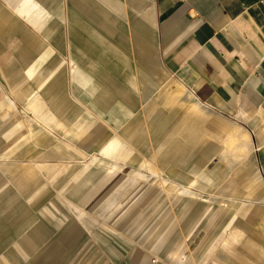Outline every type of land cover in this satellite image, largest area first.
I'll return each instance as SVG.
<instances>
[{"label": "crops", "instance_id": "obj_1", "mask_svg": "<svg viewBox=\"0 0 264 264\" xmlns=\"http://www.w3.org/2000/svg\"><path fill=\"white\" fill-rule=\"evenodd\" d=\"M57 114L65 115L70 133L55 139L44 130L13 153L37 128H58ZM201 114L209 117L202 127ZM185 122V134L206 128L224 145L238 144L244 133L253 141L240 143L252 150L240 159L248 173L228 175L237 156L217 158L212 168L186 165L195 153L181 157L168 143ZM84 130L91 137L81 146L98 153L81 171L72 165L55 176L54 162L5 161L9 154L27 160L45 147L62 148V140ZM118 133L161 165L185 162L172 175L180 182L175 192L182 214L197 206L212 214L214 227L219 224L222 214L203 202L217 199L190 186L214 183L222 172L229 186L244 188L213 191L245 192L248 198L225 199L233 212L228 227L254 203L264 207V0H0V264H111L109 255L135 264L130 241L88 212L98 202L88 195L78 199L79 192L92 191L87 181L102 163L120 166L115 176L129 164L153 167L138 151H126ZM127 154L130 162L122 164ZM57 190L72 199L68 208Z\"/></svg>", "mask_w": 264, "mask_h": 264}, {"label": "rangeland", "instance_id": "obj_2", "mask_svg": "<svg viewBox=\"0 0 264 264\" xmlns=\"http://www.w3.org/2000/svg\"><path fill=\"white\" fill-rule=\"evenodd\" d=\"M73 94H75L74 91ZM32 101H34L32 110H36L37 97L32 98ZM29 114L31 120H36L35 111ZM53 114V112L46 113V119L48 120V117L53 119ZM56 116L58 128H37L29 137L22 140L23 143L20 146H14L13 153H17L33 136L44 130H48L55 139H60L64 132L70 133L69 121H67L65 115L57 114ZM198 116L201 119V123L203 121V123L207 124L208 116L203 114ZM185 126L186 122L176 127L168 143L171 146L172 143L175 144V152H183L181 157L188 154L191 156V153H195L186 165L197 162V165H206V167L212 168L217 158L229 159V156H237L239 158L238 165L228 175H233L235 179H241L244 174L248 173L247 168L242 169L244 160L240 159L251 155L252 150L250 145L253 144V141L247 138L244 133L239 132L236 139L238 144L224 145L223 143L219 144L220 138H218L216 132L197 127L199 129L197 133L192 134V132H188V134H185ZM118 134L124 142L123 147L126 151L130 153L132 151L137 153L138 151L144 158V161H150L153 167L138 168L134 164H129L127 169L122 171L123 176H115L113 174L120 170L121 167L116 164L105 165L102 163L100 164L103 168H100L102 171H98L97 175L93 178L90 177L87 181L88 188L92 191L87 194L79 192L78 199H86L88 195L87 199L98 202L88 212L101 223H105L107 228L116 231L130 241L132 248L137 253V256L132 259L135 264H185L188 261L196 262V264H264V224L262 222L264 207L254 203L246 216L241 215L237 217L231 226L228 227L227 224L233 212H229L226 209L228 206L225 199L229 197L232 199H248L245 196L247 194L236 191H213L214 189L221 190L226 188L241 190L244 187L242 188L239 184L229 186L227 184L229 181L226 182L224 179L226 178L224 177V172L221 173L222 175L214 183L203 184L200 187L190 186L200 193V195L217 199L214 203H211V200L209 202L203 201L206 204L215 206V210H218L222 214L221 221L216 227L213 225L214 222L211 221L212 214L201 213L200 210L202 208L198 209L197 206L186 210V214H182L183 210L178 206L180 194L175 192L180 182L172 177V175L177 171V167L185 162L173 160L172 166L170 161H167L166 166L161 165L159 160H154L146 155L124 134ZM90 135V131L84 130L76 133L69 139L66 137V140H62V148L55 144V147H45L40 155H35L27 160L13 159L10 156L11 154H9L5 158V161L7 163L15 161L16 165H23L25 162L34 165L37 163L47 164L54 162L59 166L55 172V176L64 170H69L72 165L79 164L78 171H81L90 163L92 155L98 153L96 150L89 152L81 146L82 142L90 140ZM189 135L192 136L188 138ZM98 141H102V139L96 140L95 147ZM241 141H248L250 145L240 144ZM208 155L213 159L209 160ZM128 157L129 154L124 156V159H121V163L130 162L126 161ZM169 163L170 166H168ZM143 174H146L145 177L153 176L151 183H148L145 177L140 176ZM185 175H189V173L187 172ZM71 178L66 181L64 188L67 189L68 185H70ZM229 179L230 177L227 180ZM48 182L51 183V178L48 179ZM144 185H146L147 189L137 193L138 189ZM51 186L54 188L52 183ZM56 192L61 197L63 205L68 208V200L72 201V199L68 195L62 194L60 190ZM256 199L254 198V200ZM204 203H198V205L204 206ZM71 216H75L74 210L71 211ZM222 231H224V234L221 236ZM91 240L98 249L102 250L101 242L95 236L92 235ZM77 243L74 245H77ZM170 243L173 245V250L166 248ZM158 246H162L161 251L156 250ZM165 249L169 250V252L173 251L171 256L169 255L170 253L167 255L168 251ZM63 252L65 255L72 253L71 250ZM65 255L63 256L65 257ZM107 258L111 264H120L111 255L107 256ZM55 259L52 261L58 263L59 258ZM121 264L128 263L123 262Z\"/></svg>", "mask_w": 264, "mask_h": 264}]
</instances>
